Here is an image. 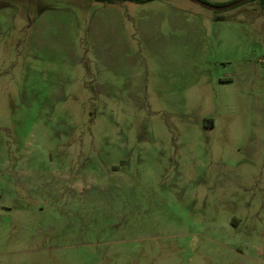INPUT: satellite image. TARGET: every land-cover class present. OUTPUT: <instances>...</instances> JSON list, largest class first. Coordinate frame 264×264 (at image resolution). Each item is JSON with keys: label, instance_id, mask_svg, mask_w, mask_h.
Wrapping results in <instances>:
<instances>
[{"label": "rangeland", "instance_id": "obj_1", "mask_svg": "<svg viewBox=\"0 0 264 264\" xmlns=\"http://www.w3.org/2000/svg\"><path fill=\"white\" fill-rule=\"evenodd\" d=\"M205 1L0 0V264H264V0Z\"/></svg>", "mask_w": 264, "mask_h": 264}, {"label": "trees", "instance_id": "obj_2", "mask_svg": "<svg viewBox=\"0 0 264 264\" xmlns=\"http://www.w3.org/2000/svg\"><path fill=\"white\" fill-rule=\"evenodd\" d=\"M152 1H156V0H95V2L100 3V4H105V5H112L116 2H130V3H135V4H145V3L152 2ZM193 1L207 6V2L205 0H193Z\"/></svg>", "mask_w": 264, "mask_h": 264}, {"label": "water", "instance_id": "obj_3", "mask_svg": "<svg viewBox=\"0 0 264 264\" xmlns=\"http://www.w3.org/2000/svg\"><path fill=\"white\" fill-rule=\"evenodd\" d=\"M234 6H236V4H231V5H227V6H221V7H214L213 9L215 11H223V10L229 9L231 7H234Z\"/></svg>", "mask_w": 264, "mask_h": 264}]
</instances>
